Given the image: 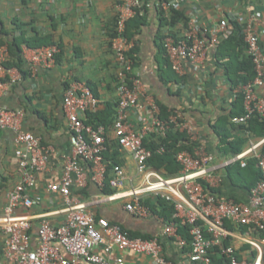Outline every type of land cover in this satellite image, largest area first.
I'll list each match as a JSON object with an SVG mask.
<instances>
[{
	"label": "built area",
	"instance_id": "built-area-1",
	"mask_svg": "<svg viewBox=\"0 0 264 264\" xmlns=\"http://www.w3.org/2000/svg\"><path fill=\"white\" fill-rule=\"evenodd\" d=\"M155 3L168 11L178 5V0H155ZM144 4L147 2L143 0L117 2L114 34L110 38V47L117 60L116 104L110 127L118 149L132 155L142 183L128 190L120 189L124 184V168L121 164H112L103 154L109 140L106 126L86 122L87 113L98 109L99 98L85 82L70 79L61 100L70 152L62 154L59 175L44 184V190L57 196L59 201L45 211L18 212L19 208L31 209L43 203L42 192L35 189L36 174L50 169L49 158L54 149L41 143L39 135L22 129V109L0 103V129H10L14 133L19 168L18 181L7 189L0 210V264H126L127 253L147 257L150 264H216L213 256L220 258L223 264H264V150L258 147L264 136L257 141L248 140L244 150L220 161H215V154L202 143L197 142L191 151L179 150L175 159L181 168L173 177H164L147 163L153 151L161 153L164 147L159 145L153 150L145 147V137L164 136L171 128L185 132L192 141L196 135L192 124L180 112L161 117L154 97L145 90L141 78L131 72L130 52L136 41L127 37L124 29L126 21L136 9L141 12ZM230 18L237 19V15L229 12L207 24L198 23L196 15H190L186 28L177 37L166 27L162 44L171 68L183 73L187 64L215 46L219 38L230 32ZM259 22L261 18L253 13L242 22L246 52L254 64L255 75L235 88V92L242 93L243 112L230 117L234 125L245 124L254 113L264 118V98L257 93L264 78V51L255 29ZM58 51L56 43L24 46L22 56L31 69L37 65L50 67ZM7 54L6 46H0V94L8 70L4 64ZM249 157L256 160L262 177L249 188L246 200L237 201L211 190L222 181L219 167L233 161L245 166ZM109 164L108 183L114 191L84 198L80 191L88 179L103 187ZM149 193L172 203L176 218L164 221L160 233L151 237L132 236L121 224L98 216L92 210L106 201L128 197L124 209L133 215L148 217L153 212L142 198ZM226 222L235 228L230 229ZM181 223L188 226V242L178 232ZM243 225L248 226L250 232L237 229ZM162 237L181 249V260L165 254ZM226 239L228 244L224 243ZM235 240L248 243L255 251L254 257L238 258Z\"/></svg>",
	"mask_w": 264,
	"mask_h": 264
},
{
	"label": "crops",
	"instance_id": "crops-1",
	"mask_svg": "<svg viewBox=\"0 0 264 264\" xmlns=\"http://www.w3.org/2000/svg\"><path fill=\"white\" fill-rule=\"evenodd\" d=\"M119 1L0 0V46H6L5 42L15 36L22 39L36 34H51L52 39L59 43V51L52 66L37 65L31 69L22 56V69L15 65L6 66L8 70L3 78L5 87L0 94V103L10 108L22 109V129L39 135L41 143L54 149L49 158L50 169L36 174L35 189L42 192L43 203L31 209L19 208L18 212L45 211L53 208L59 201L57 196L44 190V184L59 175L62 154L70 152L69 131L61 104L67 82L75 79L85 82L91 88L100 101L98 109L92 113L106 110L111 105L115 111L117 60L110 47V38L116 3ZM143 1L147 4L142 18L136 25V34L132 36L136 41V49L131 54V72L141 78L143 87L154 97L157 104L165 105L169 113L180 112L193 126L196 136L195 140L191 141L194 144H204L215 154V161H220L223 156L216 147L218 136L211 125L219 116L228 115L231 101L237 93V85L232 87L224 73L222 63L226 58L216 57V47L221 38L215 46L207 48L195 62L187 64L183 73H176L170 63L169 67L164 62L161 52L163 32L167 27L179 36L186 28L187 22L164 24L161 17H166L169 10H162L155 0ZM176 7L184 10L187 17L196 15L198 23L207 24L215 22L229 12L235 13L240 23L252 13L259 15L261 22L255 25V29L264 51V0H178ZM228 29H232L230 21ZM20 45L22 51L24 46H27L24 40ZM257 93L264 98V78L257 88ZM237 127L238 125H234L230 131L232 136L237 135L245 139L242 150L247 147L248 140L257 141L261 138L251 133L247 135ZM106 133L108 142L113 144L115 141L110 123L106 125ZM13 138L12 130L0 129V210L5 202L7 189L19 178ZM258 147L264 150V141ZM117 151V158L125 173L124 184L120 189L124 191L140 185L142 175L137 173L132 155L122 149ZM218 172L223 176L218 187L220 195L232 197L237 201L246 200L248 190L232 182L225 175L224 167H219ZM86 189L85 192L80 191L84 198L103 194L102 188L92 180ZM146 196L154 197L151 193L144 194V197ZM127 199L128 197H120L106 201L92 210L96 215L104 216L132 230L151 235L159 234L164 223L163 217L154 212L148 217L133 215L124 209L123 205ZM162 241L168 257L182 259L181 249L176 244L165 237H162ZM233 243L239 249L240 258H251L252 249L248 243L236 240ZM1 247L0 234V253ZM126 264H150V261L142 255L127 253Z\"/></svg>",
	"mask_w": 264,
	"mask_h": 264
},
{
	"label": "trees",
	"instance_id": "trees-1",
	"mask_svg": "<svg viewBox=\"0 0 264 264\" xmlns=\"http://www.w3.org/2000/svg\"><path fill=\"white\" fill-rule=\"evenodd\" d=\"M145 3V1H143ZM145 10V4L143 5L141 12L136 9V13L132 15L125 24L124 34L127 37H132L136 34L137 27L136 25L139 23V20L142 18L141 15ZM227 15V13H226ZM161 20L164 24L173 25L177 21L187 22L188 17L185 14V11L178 7H170L168 11V15L162 16ZM231 22L232 29L231 31L221 40L219 41L216 47V57L219 59H224V73L227 78L230 80L232 87L245 83L251 80L255 75L254 64L249 54L246 52V44L244 42V36L242 32V22H238L235 18L229 19ZM1 21V20H0ZM114 26V25H113ZM132 26L134 29H132ZM114 34V28L112 27V34ZM173 36L177 37L174 33ZM24 40V43L27 46L34 47L40 46L50 43H56L59 47V43L52 39L51 34L39 35L36 34L30 37H22L19 39L17 36L13 37L10 41H6L5 45L7 47L9 57L4 64L6 66L15 65L20 70L22 69L23 58L21 55V41ZM2 41L0 40V43ZM134 49L131 50V54ZM161 52L164 56V62L167 66L170 67L168 58L163 48V44H161ZM57 57V54L55 55ZM175 75H172L174 77ZM160 107V115L163 118H166L170 113L167 108L163 104H158ZM106 112V113H105ZM243 112V99L242 93L237 92L234 95L233 100L231 101L230 111L227 116H219L217 120L211 125L213 131L218 136L217 149L221 156L230 157L240 151H242L243 144L245 139L240 136H232L230 131L231 128L234 127V124L230 122V117L236 114H240ZM115 111L113 110V105L108 106L106 110L96 111V112H88L87 113V123H92L94 125L103 124L108 125L111 124ZM104 114H106L104 116ZM239 130H242L243 133L246 131L249 134H254L259 137L264 136V118L260 117L257 113H254L245 124H239L237 127ZM114 144V145H113ZM107 143V149L104 151V156L107 160H109L112 164H120L118 156V145L114 143ZM143 144L145 147L154 149L155 147L162 145L164 150L161 153H157L155 151L152 152L151 156L147 159V163L149 166L153 167L155 170L159 171L164 177H173L179 174L181 166L175 159V153L182 149L192 150L195 145L187 136V134L183 131H178L177 129H168L164 136L157 135H149L143 139ZM112 145L115 147L112 148ZM110 164L108 165L107 172L104 176V185L101 189L102 193H112L114 191L113 188L109 186L108 179V171L110 169ZM225 175L228 176L232 182L237 183L239 186L244 187L249 190V188L256 183L262 177V173L257 166V162L254 158L249 157L246 160V165L241 166L239 161H233L225 166ZM223 179V176H222ZM89 179L87 180V184L84 188H82V192H85L89 183ZM222 183V181H221ZM219 187V186H218ZM212 188L211 190L220 194V189ZM228 197V196H227ZM236 200V199H235ZM142 202L146 204L152 212L157 213L163 217L164 221L176 220L174 215V209L172 203L165 200L161 196L150 197L146 196L142 198ZM227 227L230 229H234L235 227L226 222ZM121 226L127 229L132 236H141V237H151L152 235L149 233H141L139 231L132 230L130 228L125 227L121 224ZM188 226L185 223H181L178 226V232L181 233L186 239L187 242L190 240V236L188 234ZM240 232L248 233L250 232L249 227L246 225L238 226L237 228ZM229 240L226 239L224 241L225 244H228ZM188 248L187 246L185 247ZM239 249L236 248L235 253L238 258H240L238 254ZM255 251H251V257H254ZM213 260L216 264H223L220 258L213 256Z\"/></svg>",
	"mask_w": 264,
	"mask_h": 264
}]
</instances>
